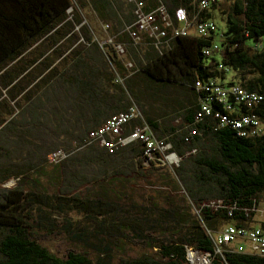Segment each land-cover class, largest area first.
<instances>
[{
  "label": "trees",
  "instance_id": "obj_1",
  "mask_svg": "<svg viewBox=\"0 0 264 264\" xmlns=\"http://www.w3.org/2000/svg\"><path fill=\"white\" fill-rule=\"evenodd\" d=\"M142 1L144 11L163 6L173 25L177 9L195 21H214L218 14L222 24H215L212 34L218 51L204 55L202 48L212 38L192 30L170 38L159 51L144 34L134 41L126 29L134 21V5L127 0H0V183L10 176L17 179L12 188L0 187V264H93L76 252L57 257L26 233L25 205L46 203L33 190L45 175L47 155L58 148L66 156L51 164L49 178L65 201L90 182L164 167L196 207L195 215L177 212L179 229L155 253L119 258L117 264H189L188 250L202 257L206 253L210 264H264V256L229 244H221L216 253L213 243L221 223L264 229V221L248 226L264 191V0H220L208 9H199L198 0ZM83 12L92 14L103 37L88 29ZM117 43L122 54L114 48ZM210 79L234 83L262 99L247 106L228 94L210 103V112L200 113L196 121L203 92L194 91V81ZM60 100L70 110L59 116L55 107ZM130 100L154 137L169 143L176 165L150 162L144 167L137 140L112 153L95 144L82 146L89 129L124 111ZM241 116H252L260 132L245 128L247 133L240 134L232 122ZM59 126L64 139L56 134ZM28 173L36 176L29 178L32 190L25 184ZM217 200L220 206L209 205ZM73 204L92 210L84 200Z\"/></svg>",
  "mask_w": 264,
  "mask_h": 264
},
{
  "label": "rangeland",
  "instance_id": "obj_2",
  "mask_svg": "<svg viewBox=\"0 0 264 264\" xmlns=\"http://www.w3.org/2000/svg\"><path fill=\"white\" fill-rule=\"evenodd\" d=\"M65 12L66 18L70 17L71 7ZM81 16L87 20L88 29L96 37H103L99 23L90 12H83ZM214 23L221 27L218 14H215ZM229 77L230 73L225 80ZM55 110L60 116L70 108L60 100ZM60 132H64L62 127L56 130V134L64 139ZM46 164L45 175L37 178L39 186L33 190L46 203L26 204L27 216L24 219L28 237L57 257L62 258L70 251L84 255L93 264H117L119 258L150 255L179 229L178 211L190 216L196 214V207L189 203L173 172L167 168L108 176L82 185L75 198L65 201L57 196L56 187L49 178L51 164L54 163L49 161ZM32 177L36 176L26 174L25 184L29 190H32L29 187V178ZM16 183L17 179L10 176L0 183V187L12 188ZM56 198H60L58 205ZM78 199L86 201L92 210L83 211L76 207L73 203ZM253 211L249 227L259 226V222L264 221V191ZM203 255L208 259L206 253Z\"/></svg>",
  "mask_w": 264,
  "mask_h": 264
},
{
  "label": "built area",
  "instance_id": "obj_3",
  "mask_svg": "<svg viewBox=\"0 0 264 264\" xmlns=\"http://www.w3.org/2000/svg\"><path fill=\"white\" fill-rule=\"evenodd\" d=\"M127 1L134 5L133 13L135 17L133 23L126 27L129 37L136 41L141 37L139 34H144L148 38H151L153 47L158 51L161 47L167 45L170 38L187 35L190 30L195 35L201 37L212 38V34L216 36L217 28L211 19L189 20L182 9H177L174 12L176 25H173L165 14L163 6L160 5L150 11H144V1ZM218 1L220 0H198L197 6L199 9H208L211 4ZM156 16L159 17L160 22L155 20ZM106 26L104 25V27ZM215 36H213L208 45L202 48L204 55H210L218 51L219 45L218 41L214 39ZM114 48L117 53L123 52V46L121 44H115ZM129 65L128 63L127 67ZM220 67L221 65L218 64L217 68L219 69ZM116 81L120 82L121 80L117 78ZM193 89L197 94L203 92V96L198 98L200 101V110L194 116V120L196 119V121L200 117V113L208 114L210 112V103L224 101L228 94L233 95L239 101H243L247 106L254 105L262 99L261 94L248 92L234 83L225 85L212 79L206 82L194 81ZM220 120L226 121L225 116L220 115ZM130 121H134V123L130 126V130L124 133V127L129 125ZM232 125L239 130L238 132L240 134L247 133L245 128H249V131L252 133L260 132V127L252 116H241L233 120ZM191 133H194V131H191ZM132 140H137L140 143L142 149L140 155L141 164L144 167H149L150 162L153 166H171L177 164V157L173 152H169V143L154 137L142 113L132 100H130V103L124 111H118L112 114L99 125L89 129L83 139L82 146L95 144L98 147L104 148L107 152L112 153L117 147L124 146ZM65 156V152L61 148H58L47 155V162L52 161L55 164L60 162ZM209 205L214 207L220 206V201L217 200L215 203L211 201ZM241 241H244L246 245L242 244ZM213 243L216 253L221 252V244H229L236 251L264 256V229L258 227L248 229L226 223L215 234Z\"/></svg>",
  "mask_w": 264,
  "mask_h": 264
},
{
  "label": "bare ground",
  "instance_id": "obj_4",
  "mask_svg": "<svg viewBox=\"0 0 264 264\" xmlns=\"http://www.w3.org/2000/svg\"><path fill=\"white\" fill-rule=\"evenodd\" d=\"M177 162H178V157H177ZM189 253H190L189 257L188 255H186V258L189 260V264H210L209 260L206 257L198 256L192 250L189 251Z\"/></svg>",
  "mask_w": 264,
  "mask_h": 264
},
{
  "label": "water",
  "instance_id": "obj_5",
  "mask_svg": "<svg viewBox=\"0 0 264 264\" xmlns=\"http://www.w3.org/2000/svg\"><path fill=\"white\" fill-rule=\"evenodd\" d=\"M188 260V259H187ZM188 262H189V260H188Z\"/></svg>",
  "mask_w": 264,
  "mask_h": 264
}]
</instances>
